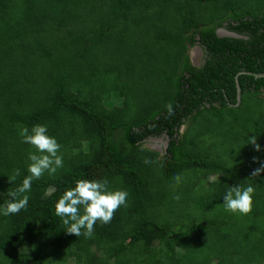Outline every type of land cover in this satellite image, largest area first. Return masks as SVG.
<instances>
[{
	"label": "trees",
	"instance_id": "obj_1",
	"mask_svg": "<svg viewBox=\"0 0 264 264\" xmlns=\"http://www.w3.org/2000/svg\"><path fill=\"white\" fill-rule=\"evenodd\" d=\"M263 73L264 0H0V205L36 151L21 126L63 156L0 214V264H264ZM78 179L129 194L90 238L55 214ZM238 184L256 189L248 215L223 205Z\"/></svg>",
	"mask_w": 264,
	"mask_h": 264
},
{
	"label": "clouds",
	"instance_id": "obj_2",
	"mask_svg": "<svg viewBox=\"0 0 264 264\" xmlns=\"http://www.w3.org/2000/svg\"><path fill=\"white\" fill-rule=\"evenodd\" d=\"M169 110L171 105L166 106ZM19 135L22 143L30 144L36 150L28 153L27 175L22 184L13 191H8L11 197L4 205H0V214L4 216L15 215L21 210H27L29 196L25 193L31 190L33 180L40 179L45 172L54 175L58 169L63 167V156L60 153L61 145L55 137L48 135L46 125H34L29 130L21 126ZM247 143H251L256 151H260V145L256 137H249ZM255 160V158H254ZM145 160V163H149ZM264 171V163L256 168L251 176H259ZM20 175V170L15 169L8 177L13 183ZM176 184L181 182V176H174ZM256 189L251 186L240 184L230 186L223 196L225 211L248 215L253 208V196ZM128 192L126 190H110L107 179L89 180L78 179L75 186L67 189L55 204V214L61 218L62 223L67 225V233L79 237L83 235L90 238L94 233L97 222L108 224L114 218L116 211L122 206L127 208ZM179 199L178 196L174 197Z\"/></svg>",
	"mask_w": 264,
	"mask_h": 264
},
{
	"label": "rangeland",
	"instance_id": "obj_3",
	"mask_svg": "<svg viewBox=\"0 0 264 264\" xmlns=\"http://www.w3.org/2000/svg\"><path fill=\"white\" fill-rule=\"evenodd\" d=\"M190 56H191V60L195 65H200L201 63V56L202 53H200L199 50L193 48L190 50ZM116 105H118V101L115 103ZM147 145L154 149L157 150L159 152H163L165 147H166V140L163 138H158V139H151L148 141ZM211 179H208V181H210Z\"/></svg>",
	"mask_w": 264,
	"mask_h": 264
},
{
	"label": "water",
	"instance_id": "obj_4",
	"mask_svg": "<svg viewBox=\"0 0 264 264\" xmlns=\"http://www.w3.org/2000/svg\"><path fill=\"white\" fill-rule=\"evenodd\" d=\"M217 36H219V37H223V36H230V37H235V38H238L239 36L237 35V34H235V33H233V32H229L228 30H226V29H224V28H220V29H218L217 30ZM195 49H197V50H199L200 51V53H202L201 52V49L197 46V47H195ZM195 65V64H194ZM195 66H198V65H195ZM255 76H264V73L263 74H255ZM237 91H238V99H239V95H240V89H239V87L237 86Z\"/></svg>",
	"mask_w": 264,
	"mask_h": 264
}]
</instances>
